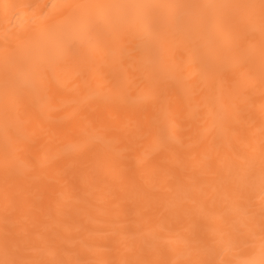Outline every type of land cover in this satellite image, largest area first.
Returning a JSON list of instances; mask_svg holds the SVG:
<instances>
[{"label": "bare ground", "instance_id": "obj_1", "mask_svg": "<svg viewBox=\"0 0 264 264\" xmlns=\"http://www.w3.org/2000/svg\"><path fill=\"white\" fill-rule=\"evenodd\" d=\"M261 18V0H0V261L193 264L220 258L215 242L258 264ZM117 35L164 53L126 91L105 67ZM173 52L197 94L188 110L179 89L169 96L184 131L161 150L143 138L140 98ZM41 75L55 110L35 102ZM216 97L227 131L197 110ZM222 232H243V251Z\"/></svg>", "mask_w": 264, "mask_h": 264}, {"label": "snow or ice", "instance_id": "obj_2", "mask_svg": "<svg viewBox=\"0 0 264 264\" xmlns=\"http://www.w3.org/2000/svg\"><path fill=\"white\" fill-rule=\"evenodd\" d=\"M66 8L79 7L76 5L63 6ZM262 18H261V63L264 67V0H261ZM120 36H110L109 40L112 43V47L106 56L105 67L107 69V75L112 79L114 86L120 90H127L132 87H139L144 81L139 80L135 75V72L139 68H150L155 66L161 60L164 53L157 44L148 45L143 42L142 35L137 37L136 41H129L128 43L122 42ZM240 46H244V41L241 39ZM151 60V64H149ZM247 67V61L241 60L239 62V68L241 70ZM169 73L166 80H160L157 73L153 72L149 79L148 87L151 89L150 94L141 97L140 102L143 105L145 113H151L150 118L145 119L139 125L144 139H150L152 142L160 147L161 150L169 147L170 145L177 143L180 134L184 131L183 117L178 112L172 111L169 103V96L173 90L179 89L182 93L184 100V110L191 108V99L197 94V85L191 83L192 75L186 65L179 62L175 58V53H171L168 57V64L166 66ZM220 81L216 76L209 78V86L215 89ZM40 95L36 99L41 111L43 110H55L52 106V97L49 95L48 84L43 75L39 81ZM198 111L205 112V119L211 118L213 121V127H219L228 130L229 116L219 105V98H214L211 104H202ZM39 161L34 162V166H38ZM262 191H264V172H262ZM221 235H228L233 248L237 251H243L240 248V237L243 232H222ZM208 251L220 258L197 261L193 264H257L254 259H224L226 250L217 249L215 242L209 247ZM261 259L258 264H264V213H262L261 222ZM0 264H32V262L26 261H0ZM52 264H69V262L55 261ZM72 264H80L79 261L72 262Z\"/></svg>", "mask_w": 264, "mask_h": 264}]
</instances>
